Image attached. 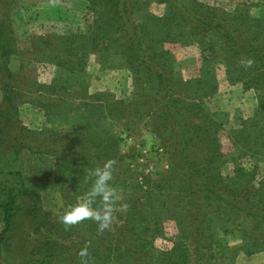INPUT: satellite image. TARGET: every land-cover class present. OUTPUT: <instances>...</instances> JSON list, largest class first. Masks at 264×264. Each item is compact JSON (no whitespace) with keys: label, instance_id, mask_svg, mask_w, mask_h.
Instances as JSON below:
<instances>
[{"label":"trees","instance_id":"obj_1","mask_svg":"<svg viewBox=\"0 0 264 264\" xmlns=\"http://www.w3.org/2000/svg\"><path fill=\"white\" fill-rule=\"evenodd\" d=\"M83 2V31L30 39L29 64L60 69L56 88L66 93L47 85L27 97L41 125H24L14 97L0 96V264H235L240 253L264 252V0L231 10L200 0ZM17 8L18 0H0V41L14 54L8 16ZM174 44L198 49L197 76L175 69ZM113 57L131 90L90 92L89 64L105 70ZM218 68L256 98L252 114L226 131L228 152L220 141L228 113L209 104ZM21 151L50 157L47 182L26 184ZM108 159L120 196L113 223L103 232L92 220L66 227L60 217ZM35 187L54 189L66 209L42 210Z\"/></svg>","mask_w":264,"mask_h":264},{"label":"rangeland","instance_id":"obj_2","mask_svg":"<svg viewBox=\"0 0 264 264\" xmlns=\"http://www.w3.org/2000/svg\"><path fill=\"white\" fill-rule=\"evenodd\" d=\"M21 8L10 10V31L12 33V42L16 47L13 53L7 45L0 41V96L1 93L14 97V104L17 103V116L20 122L31 127H39L44 117L42 110L34 103L29 102L27 97H38L40 92L45 94L47 85L56 91H64L57 83L62 84L63 73L60 69L51 63L43 65H30L27 60V51L31 49L30 39L34 35H43L48 33L69 34L83 31L85 23V4L83 0H18ZM220 8L231 10L239 0H200ZM23 4V5H22ZM2 46V47H1ZM172 52L175 53V69H181L184 78H192L198 75L200 65L198 49L194 46L183 49L177 44L172 45ZM9 52L8 54H2ZM10 54V55H9ZM23 58V60H22ZM5 62V63H4ZM4 63V64H3ZM22 63L28 66L22 67ZM119 65V59L113 57L111 68L100 70L96 65L89 64L87 72L91 73L89 90H106L109 89L116 97L121 98L131 90V79L129 73ZM98 69V70H97ZM219 91L210 99L211 109L226 111L228 121L225 123V130L220 133L222 149L228 152L230 143L226 131L230 127L237 126L236 120L247 118L252 114L256 104V98L253 90H243L241 83L228 85L223 79V73L220 68L216 70ZM63 80V79H62ZM30 81V83H29ZM37 82L39 86L34 85ZM64 82V81H63ZM64 85V84H62ZM37 89V90H36ZM29 91H35L30 93ZM28 93L32 96H28ZM66 94V93H65ZM3 105V104H2ZM2 108V107H0ZM10 112V111H9ZM9 112L7 114H9ZM139 127V125H138ZM135 137L131 142L138 144ZM22 144L24 142L22 141ZM17 169L21 172L24 181L28 185H40L45 181V174L50 169L51 159L47 156H35L28 151H21ZM223 171L226 173L231 166L227 163ZM260 175H264V163L261 164ZM51 178V177H50ZM49 178V179H50ZM51 180V179H50ZM40 193L42 198L41 209H45L49 214L55 215L63 211V200L53 189H32ZM28 197L22 199V208L26 207L29 202ZM33 201V200H32ZM32 201H30L32 203ZM25 205V206H24ZM66 209V208H65ZM2 224L0 223V230ZM235 264H264V252L251 255L240 253Z\"/></svg>","mask_w":264,"mask_h":264},{"label":"clouds","instance_id":"obj_3","mask_svg":"<svg viewBox=\"0 0 264 264\" xmlns=\"http://www.w3.org/2000/svg\"><path fill=\"white\" fill-rule=\"evenodd\" d=\"M115 160L108 159L102 166L93 169L90 175L94 177L89 191L76 203L65 210L60 217L66 226H73L85 220H92L97 224L98 231L103 232L109 228L114 220L116 202L120 199L119 193L111 185ZM99 201V206L97 205ZM121 207L126 208V205ZM80 255L86 256V249Z\"/></svg>","mask_w":264,"mask_h":264}]
</instances>
